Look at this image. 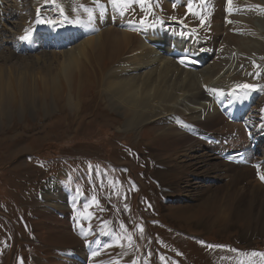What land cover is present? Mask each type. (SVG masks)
I'll use <instances>...</instances> for the list:
<instances>
[{"label":"rangeland","instance_id":"374dc122","mask_svg":"<svg viewBox=\"0 0 264 264\" xmlns=\"http://www.w3.org/2000/svg\"><path fill=\"white\" fill-rule=\"evenodd\" d=\"M179 2L178 7L164 5L160 13L184 17L191 10L186 0ZM222 8L213 16L224 19ZM247 10L233 15L234 21L246 23L230 25L227 32L236 33L220 44L219 74H233L243 66L247 77L258 67L264 75V9ZM198 17L191 14L189 19L197 23ZM12 80L17 88L15 74ZM71 95H80L77 107L68 103ZM34 96L30 89L4 94L9 113L0 121V264H78L62 254L82 251L91 264H264V257L251 255L264 253V190L257 192L254 182L247 185L229 175L218 154L253 147L245 135L246 122L232 123L224 115L218 125L205 128L211 123L194 120L201 111L182 106L181 115L200 130L214 132L219 142L209 145L192 138L164 119L127 131L125 117L131 112L121 115L96 83L80 85L78 73L71 83L62 81L57 93L44 95L41 85ZM37 96L42 103L55 98L58 107L49 115L43 105L34 108ZM78 108L80 119L74 116ZM36 153L63 157L41 159ZM245 166L246 171L253 168ZM65 168L74 173L73 188L83 198L78 206L82 230L71 225L66 203L47 195L51 182L62 184L59 174ZM52 203L66 216L52 212ZM103 218L109 222L103 224ZM87 238L91 253L83 250Z\"/></svg>","mask_w":264,"mask_h":264},{"label":"bare ground","instance_id":"6f19581e","mask_svg":"<svg viewBox=\"0 0 264 264\" xmlns=\"http://www.w3.org/2000/svg\"><path fill=\"white\" fill-rule=\"evenodd\" d=\"M232 1V6H240L247 0ZM224 2L225 0H210L209 5L203 9L211 12L213 4H216L217 8ZM40 3L46 5L44 8L46 13L55 17L70 18V27L62 31L59 30L60 26L50 30L36 28L39 21H34V12L33 16H29L26 6L32 8ZM96 3H98L97 7ZM125 3L126 0H55V2L0 0V105L2 107V109L0 107V121L3 115L9 113L3 103L5 91L9 93L13 91L14 94L19 92L21 95L30 89L36 96L42 85L44 95L50 91L57 93L62 81L71 83L74 75L78 73L80 85L90 86L96 83L101 91L107 94L112 107L121 115L125 110L131 112L125 117L127 131L138 130L146 123L158 119L178 122L182 106L189 107L194 112L201 111V116L194 120H202L205 126L210 122L211 126L205 128L218 125L222 112L235 114L238 117H245L248 114L247 122L253 124L251 130L256 131L254 138L260 139L261 143L256 151H250L246 161L248 162L249 157L252 158L256 152L257 154L261 152V157L255 160L263 163L264 170V131L256 127L262 122L261 107L255 113L253 106L257 95L245 91L238 103H230L227 89L243 78H238L236 73L223 75L218 73L219 61L216 54L220 51L216 52L214 45L218 40L222 44L225 40L232 39L233 30L227 32V29L230 25L242 27V22L245 20L234 21L233 18L230 23H225L215 16L214 20L205 23L200 30L199 38L192 35L189 41H185L184 36L170 37L168 32L150 30L154 22L147 23V21L157 10L154 3L147 4L149 9L146 8L145 0L141 2L133 0L127 4V7ZM256 3L261 7L264 0H257ZM155 4L157 7L168 6L169 0H157ZM70 5L73 6V13L70 11ZM88 7H92L96 14L93 15L92 23L85 21L89 20L88 12L85 11ZM253 11L254 9L252 13ZM77 19H79L78 23ZM135 23L148 26L147 38L142 37L143 31L137 32L132 28ZM28 24L35 27L36 35L33 39L22 40L20 38ZM167 25L173 27L174 23ZM205 31L213 33L214 39L211 43L206 42L203 35ZM204 47L209 53L202 56L205 58L203 67L194 71L182 68L178 62L179 57L191 50L198 53V49ZM12 74L17 78V88L12 80ZM207 89H217L223 93V95L218 94L221 110L212 101V95L216 93H210ZM69 97L68 103L72 107H77L81 102L80 95ZM37 98L38 102L33 107L39 108L43 105L48 115L58 107L55 98L51 101L46 97L44 103L39 100L40 96ZM261 102L263 103L264 100ZM210 107H213L212 111H209ZM81 110L78 108L75 115L73 114L77 119L82 117ZM178 132L182 134V131ZM260 149L262 150L259 151ZM222 162L229 175L235 174V179H243L247 185L254 182L257 185V192L264 190V181L257 178L259 174L255 169L248 168L246 171L244 163L234 164L225 160ZM59 183L57 181L50 183L47 195L51 201L54 197L63 203L82 201L72 192L68 183L67 185L63 182ZM53 203L49 208L51 210L56 207ZM262 221L264 222V215Z\"/></svg>","mask_w":264,"mask_h":264},{"label":"snow or ice","instance_id":"6c2138e0","mask_svg":"<svg viewBox=\"0 0 264 264\" xmlns=\"http://www.w3.org/2000/svg\"><path fill=\"white\" fill-rule=\"evenodd\" d=\"M52 2H55V0H52ZM131 2H133V0H126L125 7H127V4H128V3H131ZM135 2H141V0H135ZM228 2H229V4H231V0H228ZM85 11L88 12V15H89V21H91L92 18H93L92 11L89 10V9H85ZM61 12H63L62 9H61ZM65 19H67V17H65ZM76 22L78 23V22H79V19H77ZM48 23L51 24V23H53V22H52V21H48ZM202 23H203V21H202ZM26 32H27V30H26ZM20 39H22V40H28V39H30V34H26L25 36H22ZM180 62H181V63H184V60H181ZM238 87H241V88H244V89H250V90H253V91H254V90L256 89L257 86H255V85H249V84H244V85H239ZM207 90H208L210 93H217V94H219V95H223V93L220 92V91L217 90V89H207ZM257 167H259V166H257ZM259 178H260L262 181H264V175H260ZM122 227H123V226H122ZM141 231H143L142 228H141ZM201 243H203V241H201ZM208 247H209V248H215V247H223V246H221V245H208ZM233 251H235V250H233ZM251 255H252V256H257V255H259V256L264 257V253H255V252H253V253H251ZM161 259H163V257H162Z\"/></svg>","mask_w":264,"mask_h":264}]
</instances>
